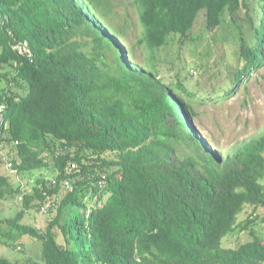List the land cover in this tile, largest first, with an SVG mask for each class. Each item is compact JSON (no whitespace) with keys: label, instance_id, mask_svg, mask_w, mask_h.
<instances>
[{"label":"trees","instance_id":"obj_1","mask_svg":"<svg viewBox=\"0 0 264 264\" xmlns=\"http://www.w3.org/2000/svg\"><path fill=\"white\" fill-rule=\"evenodd\" d=\"M137 1L139 43L151 52L188 36L201 12L214 29L247 2ZM103 3L0 0V71L9 68L0 72V142L18 173L50 166L51 156L57 172L25 192L17 216H0V243L34 241L40 264H264V238L251 228L264 220V132L226 156L210 150L156 55L146 68L126 60ZM253 28L249 41L238 26L239 83L264 63V13ZM24 42L32 55L14 47ZM20 192L0 172V202ZM49 199L45 229L21 222ZM240 226L251 238L225 247Z\"/></svg>","mask_w":264,"mask_h":264},{"label":"rangeland","instance_id":"obj_2","mask_svg":"<svg viewBox=\"0 0 264 264\" xmlns=\"http://www.w3.org/2000/svg\"><path fill=\"white\" fill-rule=\"evenodd\" d=\"M109 1V7L104 3L101 5L100 13L106 14L118 38L129 49L124 53L126 60L146 68L151 54L156 55L160 76L190 102L195 111L193 126L210 150H218L226 156L264 132V63L250 75H245L240 83L235 78L245 65L240 57L238 26L250 41L255 33L253 23L255 20L258 23L264 13L259 0H247L234 17L228 15L214 29L207 27L206 13L201 12L188 36H173L168 45L154 52L139 43L143 37V26L138 1ZM73 39L80 41L82 38L76 36ZM12 150L10 145L0 142V172L7 175L14 186L21 185L22 192L0 202V216L3 218H13L24 209L25 192H33L39 177L51 180L57 175L54 156L48 157L51 164L48 167L17 174V168L10 166L14 154ZM51 200L44 205L45 209L27 212L21 222L45 229L49 216L45 210L51 206ZM247 219L248 216L243 213L240 220L244 225ZM251 226H256L264 238L263 219ZM249 230L238 227L224 239V246L238 248L251 238ZM15 235L18 236L16 231ZM25 242V245L12 247L0 243V256L13 259L17 264H40L38 245L27 239Z\"/></svg>","mask_w":264,"mask_h":264},{"label":"built area","instance_id":"obj_3","mask_svg":"<svg viewBox=\"0 0 264 264\" xmlns=\"http://www.w3.org/2000/svg\"><path fill=\"white\" fill-rule=\"evenodd\" d=\"M14 47L17 48L21 53H28V54L32 55V52H31L30 48L27 45V42L16 44ZM3 111H4V106L1 105L0 106V120L3 117ZM10 166H14V164L10 163ZM17 174H18V172H17ZM65 183H66L67 186H70V181H66Z\"/></svg>","mask_w":264,"mask_h":264}]
</instances>
